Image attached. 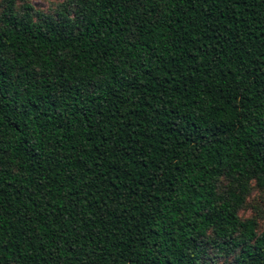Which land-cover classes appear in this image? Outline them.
Listing matches in <instances>:
<instances>
[{
  "label": "trees",
  "instance_id": "obj_1",
  "mask_svg": "<svg viewBox=\"0 0 264 264\" xmlns=\"http://www.w3.org/2000/svg\"><path fill=\"white\" fill-rule=\"evenodd\" d=\"M4 2L0 264H264V0Z\"/></svg>",
  "mask_w": 264,
  "mask_h": 264
},
{
  "label": "rangeland",
  "instance_id": "obj_2",
  "mask_svg": "<svg viewBox=\"0 0 264 264\" xmlns=\"http://www.w3.org/2000/svg\"><path fill=\"white\" fill-rule=\"evenodd\" d=\"M70 0H17L16 9L20 14L25 12V6L33 7V12H42L55 15ZM5 8L4 0H0V15ZM229 183L222 181L221 190H227ZM239 217L242 221L255 220L257 222V233L261 235L264 232V188L256 183L250 185L247 199L240 209ZM205 262L207 264H232L235 261V254L228 255L226 252L219 251L214 245H209Z\"/></svg>",
  "mask_w": 264,
  "mask_h": 264
}]
</instances>
